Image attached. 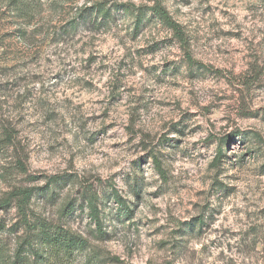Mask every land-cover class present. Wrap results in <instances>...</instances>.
<instances>
[{
	"label": "rangeland",
	"instance_id": "374dc122",
	"mask_svg": "<svg viewBox=\"0 0 264 264\" xmlns=\"http://www.w3.org/2000/svg\"><path fill=\"white\" fill-rule=\"evenodd\" d=\"M17 252L264 264V0H0V264Z\"/></svg>",
	"mask_w": 264,
	"mask_h": 264
},
{
	"label": "trees",
	"instance_id": "16d2710c",
	"mask_svg": "<svg viewBox=\"0 0 264 264\" xmlns=\"http://www.w3.org/2000/svg\"><path fill=\"white\" fill-rule=\"evenodd\" d=\"M97 10H99V12L101 13L102 17H106L107 14L109 13V9H105L104 10V7L102 4H99V6L97 7ZM151 11V13L156 17L158 18V20L163 23L165 26H167L168 28H170L174 34L177 35V37L179 38V40H182V32L179 30L178 28V25L177 23L170 17V15L168 14V12L166 11V9L161 6L159 3L158 4H154L152 6L149 7V9ZM103 11V12H101ZM142 20V16L140 15H137L136 17V24L137 26L140 24ZM219 151H220V154H222V150H221V147H219ZM154 162L156 164H158V160L154 157L153 158ZM157 169L160 170V165H157ZM54 179V178H53ZM52 179V180H53ZM32 194V190L30 189H27V190H22L20 195H21V202L24 203L26 202L30 196ZM7 203L10 202V198H7L5 200ZM85 202L87 204V208H88V211H89V216L91 219H93V221L98 225L100 226V217H99V211L96 207V204H95V199H94V196L92 195H87L85 197ZM120 203V202H119ZM22 207V206H21ZM43 234L47 235L46 231L43 230L42 232ZM55 239H58L55 237ZM61 242L64 244V246L68 249H70L73 244L75 243L74 242V238L72 236H68L67 238H64L63 240H61ZM20 255L19 253L17 252V255H16V258L15 260H13L12 262H10L9 264H20V262L18 261Z\"/></svg>",
	"mask_w": 264,
	"mask_h": 264
}]
</instances>
